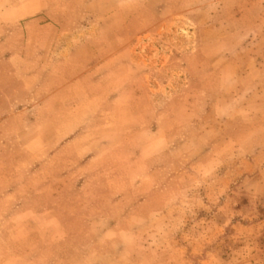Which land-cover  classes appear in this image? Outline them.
<instances>
[{
  "label": "rangeland",
  "instance_id": "374dc122",
  "mask_svg": "<svg viewBox=\"0 0 264 264\" xmlns=\"http://www.w3.org/2000/svg\"><path fill=\"white\" fill-rule=\"evenodd\" d=\"M25 1L0 0V151H8L0 184L45 181L44 173H25L14 151L62 133L61 114L54 125L32 126L35 66L10 62L24 55L29 22H55L63 44L108 35L116 49L133 48L135 70L144 74L134 106L150 130H165L167 143L125 158L67 163L76 172L71 183L111 187L101 191L104 206L96 209L133 216L115 231L135 232L103 234L105 225H95L99 235L72 239L68 248L79 251L94 240L96 251L105 252L112 243L118 264L128 263L131 250L132 264H264V0H39L34 12ZM81 94L61 95L70 104L64 132L73 135L80 126L93 137L100 132L85 131L99 117L96 100ZM16 100L20 109L13 108ZM61 166L54 159L47 168ZM91 192L80 190L66 213H96L85 202ZM13 254L6 248L2 257ZM67 260L108 264L88 251Z\"/></svg>",
  "mask_w": 264,
  "mask_h": 264
},
{
  "label": "crops",
  "instance_id": "0c3cea01",
  "mask_svg": "<svg viewBox=\"0 0 264 264\" xmlns=\"http://www.w3.org/2000/svg\"><path fill=\"white\" fill-rule=\"evenodd\" d=\"M38 1L27 0L21 4L28 12H34L42 8ZM93 28L101 29L102 26ZM26 30L24 55L12 56L10 62L24 61L35 66L29 73L33 80L28 106L31 124L33 127L54 125V118L61 114L58 120L61 119L62 133L59 137L46 136L45 145L35 144L27 151L20 148L14 151L15 161L23 163L25 173H44L46 176L45 181L40 182L24 181L10 186L0 184V264H71L67 259L87 251L92 257L105 259L108 264H118L117 251L111 248L112 243L108 244L105 252L96 251L94 240L92 243L82 242L85 244L79 251L68 248L72 239H83L85 235L94 239L99 235L98 230L93 228L95 225H105L106 229L101 230L103 234L109 233V230L115 236L133 235L135 232L132 229L115 231L117 222L133 221V216L118 217L111 213V209L105 208V212L96 209L104 206L101 191L111 187L102 182L93 185L71 183L70 175L74 176L76 172H71L67 163L73 161L80 166L102 161L105 157L125 158L138 151L143 154L156 141L165 146V130L162 127L150 130L148 125H144L141 119L144 112L133 103L132 95L144 88V74L135 70L133 48L126 44L124 49H116L108 35L95 39H73L63 44L59 42L60 27L53 21H30ZM11 72L17 77L16 69ZM53 77L61 79V87L59 82L52 80ZM68 90L78 95L88 94L90 99L96 100L99 117L95 126L85 132L96 131L99 134L93 137L85 135L80 126L73 135L64 132L67 116L63 111L70 109V104L61 95L66 96ZM78 95L79 99L81 96ZM17 102L13 103V108L20 109L16 106ZM79 102H75L77 107ZM151 134L157 138L151 139ZM7 153L1 150L0 160L6 158ZM54 159H60L62 163L59 170L47 168L48 162L53 163ZM54 177L61 179L60 182L54 183ZM85 189L92 191V199L85 202L96 213H66L71 200L72 204L76 203L79 191ZM109 202L105 207L114 203L112 200ZM76 225L78 228H74ZM90 245H93L92 248H89ZM6 248L14 254L4 259L2 253ZM134 254L135 251L131 250L128 263H133Z\"/></svg>",
  "mask_w": 264,
  "mask_h": 264
}]
</instances>
